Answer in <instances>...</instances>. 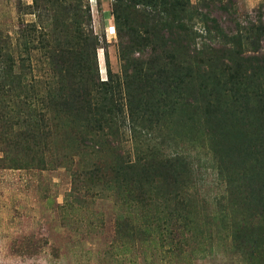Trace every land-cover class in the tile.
I'll list each match as a JSON object with an SVG mask.
<instances>
[{
    "label": "rangeland",
    "instance_id": "1",
    "mask_svg": "<svg viewBox=\"0 0 264 264\" xmlns=\"http://www.w3.org/2000/svg\"><path fill=\"white\" fill-rule=\"evenodd\" d=\"M190 1L225 30L238 32L246 55H256L257 46L264 52V40L254 41L264 22V0ZM112 2L0 0V51L10 53L14 86L9 99L0 97V264H264V203L259 201L264 190L238 181L229 198L221 193L225 186L216 184L212 167L216 136L205 118L187 109L173 111L164 100L155 110L158 120L144 132L149 141L136 147L129 133L119 145H84L78 121L57 113L55 118L47 114L49 137L40 132L31 138L35 125L26 120L30 115L44 126V99L57 80L50 66L56 49L79 43L73 38L77 14L81 26L99 38L94 51L85 46L79 70L88 67L95 75L96 65L101 80L122 75ZM245 27L249 36L242 33ZM250 68L248 61L239 68L242 86L251 78ZM184 72L208 99L222 95L228 107L233 93L220 80L222 65L209 61L200 70L194 65L191 75ZM191 116L197 119L188 120ZM236 148L239 162L232 164L241 177L250 171L251 148L240 142ZM176 153L193 167L171 182L158 164ZM138 157L151 169L136 176L125 168ZM130 187H140L141 201L131 199L138 189L130 195Z\"/></svg>",
    "mask_w": 264,
    "mask_h": 264
},
{
    "label": "trees",
    "instance_id": "2",
    "mask_svg": "<svg viewBox=\"0 0 264 264\" xmlns=\"http://www.w3.org/2000/svg\"><path fill=\"white\" fill-rule=\"evenodd\" d=\"M138 5L144 6L143 9L138 8ZM111 14L119 36L122 75L116 78L108 74L107 79L101 80L96 65L95 75L88 67L86 72L79 70L85 46L87 48L91 44L94 51L99 38L92 34L91 27L81 26L82 14H77L76 18L73 16L74 23L78 26L73 38H78L79 43L66 44L64 49H56L58 51L50 66L53 65L51 69L57 80L56 84L51 85V94H47L44 99V108L48 109L44 111V126L42 123L35 124L33 116L31 118L29 115L26 120L30 127L31 124L35 125L31 128L35 131L30 132L31 138L40 132L44 134V139L49 137L51 129L47 114L55 118L52 113H57L78 121L84 145L94 141L119 145L121 137L129 133L128 138L136 147L138 142L149 141V135L144 132L158 120H154L157 114L155 110L161 101L166 100L167 103L170 100L173 111L187 109L191 115L205 118V122L212 125L218 146L212 167L218 175L216 184L225 186L221 190L223 195L228 193L229 198L240 185L239 182L245 188L253 190L259 186L263 191L264 52L257 46L256 53L254 52L256 55H246L244 48L238 45V32L225 30L208 12L193 8L190 0H113ZM88 20L90 21V15ZM198 22L201 23L200 27H196ZM257 27L259 31L254 41L258 45L261 39L264 40V22H260ZM249 28L245 27L242 33L249 36L246 33ZM160 49L159 54L157 51ZM64 61L69 65L66 68L61 66ZM209 61L210 64L216 61L218 65H222L225 78L220 80L223 85L229 84L226 92L233 93L228 96L231 99L228 107L225 106L222 95H212L208 99L206 93L193 84L191 76L185 72L182 75L184 70L192 73L194 65L200 70L201 64L206 65ZM247 61L252 64L251 78L242 86L243 81L238 76V71ZM11 71L10 53L0 51V97L7 95L10 98L9 92L14 87L11 84ZM238 107L240 108L237 109ZM225 116L227 118L220 121L219 117ZM188 118L190 121L197 119L196 116ZM182 121L184 122L183 119ZM238 142L245 149L251 148V160H247L250 171L241 174V177L237 176L236 165L232 164ZM146 144L151 152H155L153 146ZM234 162H239V159ZM160 163L161 161L158 165L165 170L166 176L172 177L171 182H176L178 176L175 175H188L193 167L192 161L179 153L168 156L164 163ZM147 164L148 161L138 157L125 170L138 176L151 169ZM167 177L164 179L167 180ZM137 189V196L134 197L131 194ZM128 190L131 199L141 201L140 187H130ZM259 201L264 203V193H260Z\"/></svg>",
    "mask_w": 264,
    "mask_h": 264
}]
</instances>
